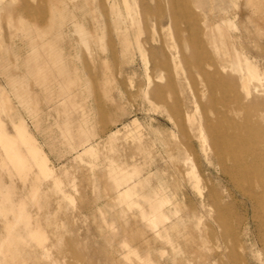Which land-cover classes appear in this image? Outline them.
Here are the masks:
<instances>
[{
  "label": "rangeland",
  "instance_id": "374dc122",
  "mask_svg": "<svg viewBox=\"0 0 264 264\" xmlns=\"http://www.w3.org/2000/svg\"><path fill=\"white\" fill-rule=\"evenodd\" d=\"M0 123V264H264V0H0Z\"/></svg>",
  "mask_w": 264,
  "mask_h": 264
},
{
  "label": "bare ground",
  "instance_id": "6f19581e",
  "mask_svg": "<svg viewBox=\"0 0 264 264\" xmlns=\"http://www.w3.org/2000/svg\"><path fill=\"white\" fill-rule=\"evenodd\" d=\"M125 6L127 8L128 14L127 16L130 17L131 21L134 22V18H133V13H132V9L129 6V4L125 1ZM119 17L122 19V15L119 14ZM121 29V28H120ZM123 34V33H122ZM124 35L128 38V34L125 30ZM138 49L140 51V53L143 55L144 60H145V67H147L148 65V61L145 58V54H144V50L143 48L138 44ZM175 58L176 56L171 55L168 59L167 62L164 64L166 68H168V62L171 66H177V63L175 62ZM169 60V61H168ZM195 67L198 71H200L201 73H204L205 75V70L203 69L202 65L200 64L199 61H197L195 63ZM245 68H246V74L241 78V83H242V87L245 90H248V83L247 81L250 79H255L258 78L259 73L257 71V69L249 63V61H245ZM218 118L221 119L223 118V115L221 112H218ZM14 128L15 131L17 133V136L25 143V145L28 147L29 149V154L31 155L30 158H32L34 160V163H37L41 173L45 176H48L51 174V169L48 166V161L47 158L43 157L42 155H40V151L38 149V147L36 146V144L33 142L32 137H30V135L28 134L27 130L24 128L23 125L20 124H14ZM138 126V125H137ZM2 126L0 123V137L4 138V142H1V144L3 145L6 153L8 154V156L10 158L14 157V162L16 163V166L20 169H27L26 167V163H27V159L25 158V156L23 157L22 155H20L18 153V151L16 150V143H15V139L12 138L11 136H9L8 134H6L3 130H2ZM207 129L210 133V135H217V129L213 126H211V124L207 125ZM199 131H200V138H201V145L203 148V152L207 155H209L210 153L212 154V158L215 159L217 164H221V160L218 157V152H219V145L217 143V140L212 139L211 142H208L207 137L203 134L201 126H199ZM21 142V141H20ZM13 210V209H11ZM3 212V210H1ZM10 213V212H9ZM37 235V234H36ZM39 235V234H38ZM14 243L10 242L8 245V251L11 252L12 249H14L15 247H12ZM18 252V251H17Z\"/></svg>",
  "mask_w": 264,
  "mask_h": 264
},
{
  "label": "crops",
  "instance_id": "0c3cea01",
  "mask_svg": "<svg viewBox=\"0 0 264 264\" xmlns=\"http://www.w3.org/2000/svg\"><path fill=\"white\" fill-rule=\"evenodd\" d=\"M58 74L59 75H61V76H65L66 75V73L64 72V68H63V66H59L58 67ZM58 82L60 83L61 81L60 80H58ZM81 129V132H83V134L85 133V131L82 129V128H80Z\"/></svg>",
  "mask_w": 264,
  "mask_h": 264
}]
</instances>
